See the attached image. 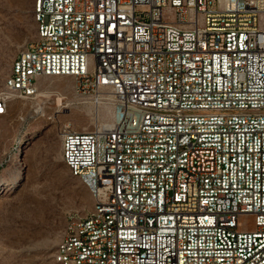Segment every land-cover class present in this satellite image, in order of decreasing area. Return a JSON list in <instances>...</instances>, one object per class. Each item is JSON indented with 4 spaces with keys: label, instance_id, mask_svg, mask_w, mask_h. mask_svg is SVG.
Instances as JSON below:
<instances>
[{
    "label": "built area",
    "instance_id": "obj_1",
    "mask_svg": "<svg viewBox=\"0 0 264 264\" xmlns=\"http://www.w3.org/2000/svg\"><path fill=\"white\" fill-rule=\"evenodd\" d=\"M40 7L0 115L52 77L118 108L112 124L63 130L62 158L95 191L65 261L264 264V0Z\"/></svg>",
    "mask_w": 264,
    "mask_h": 264
},
{
    "label": "rangeland",
    "instance_id": "obj_2",
    "mask_svg": "<svg viewBox=\"0 0 264 264\" xmlns=\"http://www.w3.org/2000/svg\"><path fill=\"white\" fill-rule=\"evenodd\" d=\"M36 36L34 0H0V96L14 59ZM74 83L42 79L39 96L15 99L0 115V264H58L68 227L94 208L93 193L63 161L62 133L112 124L118 108L77 95Z\"/></svg>",
    "mask_w": 264,
    "mask_h": 264
},
{
    "label": "bare ground",
    "instance_id": "obj_3",
    "mask_svg": "<svg viewBox=\"0 0 264 264\" xmlns=\"http://www.w3.org/2000/svg\"><path fill=\"white\" fill-rule=\"evenodd\" d=\"M40 3H41V0H34V20H35V23H36V26H37V32H38V27H40V23H41V7H40ZM22 52H24V50ZM22 52H20L16 56V58L14 59V61L12 63L9 82L11 81V78H12V70H18L19 61H20V57L22 56ZM9 82H8V87H9ZM62 100H63V98L61 96H59L57 98L58 104H61ZM63 153H64V143H63V148H62V154ZM63 161H64L66 167L69 169L71 175L73 177L79 178L80 181L93 193V195L95 197V191L93 189V186H92L91 183H89V181L86 180V177L83 176L82 174H78L76 172V170L74 169L73 163H69L68 160H64V159H63ZM90 212H95V204H94V208ZM71 233H72V225H70L68 227V230L66 231V233L62 237L60 243L58 244L56 253L54 255V260L58 264H70V262L65 261V259H64V251H63V249H64V247H66L68 245L69 240L71 238Z\"/></svg>",
    "mask_w": 264,
    "mask_h": 264
}]
</instances>
